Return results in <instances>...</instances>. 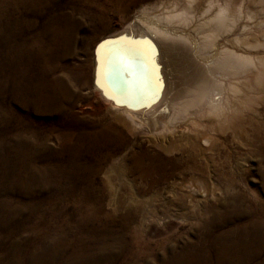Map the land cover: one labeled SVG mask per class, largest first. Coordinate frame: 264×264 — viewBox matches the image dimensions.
Returning <instances> with one entry per match:
<instances>
[{"label": "bare ground", "instance_id": "obj_1", "mask_svg": "<svg viewBox=\"0 0 264 264\" xmlns=\"http://www.w3.org/2000/svg\"><path fill=\"white\" fill-rule=\"evenodd\" d=\"M154 7L137 10L135 20L112 35L123 37L106 40L111 43L100 48L89 77L84 67L81 76L69 67L57 74L58 60L74 40L68 25L54 29L52 46L12 43L10 33L6 48L0 49V93L8 92L24 108L23 115L7 112L9 124L14 119L22 123V134L12 135L14 147L5 148L2 161L10 198L20 203L7 200L0 206H8L9 215L23 214V228L35 226L38 249H25L28 264H113L123 254L127 264H264V202L252 203L229 183L232 168L246 161L253 135L264 132V117L254 111L252 100L253 92L264 93V20L255 32L252 0H161ZM90 79L106 102L107 112L96 114L97 119L78 115L71 102L75 83L85 89ZM184 114L192 124L181 120ZM46 116L55 117L49 122L54 130L36 129ZM198 117L208 129L197 125ZM116 122L131 131L148 126L153 145L167 154L179 153L169 159L152 154V163L139 165L148 177L168 178L179 169L210 172L219 162L228 166L226 172L214 173L227 179L228 198L208 202L205 209L207 196L215 192L202 195L192 180L175 182L169 189L172 197L159 202L162 206L156 205L155 193L146 195L142 221L190 220L195 231L182 242H161L160 255L146 254L150 243L128 246L124 235L113 234L115 242L103 236L97 248L90 239L99 231L96 224L116 218L94 205L89 190L79 188L81 160L86 152L118 144ZM58 123L74 124V131H57ZM156 161L174 168L169 172ZM129 204V214L141 207L134 198ZM129 214L124 223L128 231Z\"/></svg>", "mask_w": 264, "mask_h": 264}, {"label": "rangeland", "instance_id": "obj_2", "mask_svg": "<svg viewBox=\"0 0 264 264\" xmlns=\"http://www.w3.org/2000/svg\"><path fill=\"white\" fill-rule=\"evenodd\" d=\"M160 1L0 0V49L4 50L6 48L10 33L14 36L12 43H24L31 46L35 41H42L44 44L52 46L54 29H63L68 25L73 29L74 40L66 54L67 56L65 55L64 58L58 60L60 65L57 74L62 73L66 67H69L74 69L75 75L81 76L82 72L79 71V68L84 67L86 75L91 76L94 72V62L97 59V49L100 43L123 37V34L112 35L124 31L126 26L135 20L137 10L145 7L155 8L154 5ZM252 15L253 20L250 24L252 29L255 28L253 29L255 31L258 29L255 27L256 24L264 20L263 0H252ZM5 68L10 69L9 66ZM254 74L257 75L256 73L251 74L252 80L255 78ZM1 81L3 82V78H0ZM74 89L75 97L71 102L72 106L76 105L74 111L78 115L88 113L90 115L89 118L86 116L87 119H97L96 114L107 112L106 102L94 91L92 79H90L89 86L85 89L82 88L79 82L75 83ZM259 94L253 92V109L259 116L264 117V103L262 101L264 93ZM209 100L210 97H207L206 102H209ZM9 109L15 110L19 115L24 114L23 106L13 101L8 92L0 93V204L12 200L15 201V203H12L16 205L20 201L16 202V200L10 198L8 172L2 161L7 156L5 148L14 147L15 140L12 135L14 133L22 134V123L15 119L12 120V123H8L7 112ZM186 115L184 114L181 120L192 124V120L191 122L190 120H184L189 118ZM52 118L56 120L55 117ZM52 118L49 116L44 119L38 118L41 123L35 128L44 132L54 130L49 123ZM201 121H203L201 117L196 118L197 125L201 123L202 126L200 124V127L208 129L206 121ZM116 124L121 130V138L118 140V144L107 145L100 153H95V151L86 152L81 160L84 164L81 173L84 175L82 181L79 182V188L89 190L94 205L102 206L105 212L114 213L116 218L115 220H107V224H96L99 231L95 237H90L93 248H97L96 245L100 244L101 237L107 236V241L115 242L112 235L119 234L124 235L125 241L129 244L128 246L133 248L136 243H150L151 249L146 250V254L160 255L163 252L159 246L161 242L166 240L182 242L186 238H192L195 231L190 230V220L183 222L171 220V222L166 221L161 224L157 220L142 221L143 207L146 202L145 197L155 193L154 201L156 205L162 206L159 205V202L161 199L172 197L169 189H172L171 187L175 182L192 180L198 184L202 195L210 190L215 192L212 196L208 195L209 198L204 197L207 200L206 203L204 202L205 206L202 209H205L208 202L217 203V199L223 201L228 198L224 191L227 179L214 174L218 169L226 172L228 166L219 162L220 166L217 165L216 169L215 165L210 172L200 169L192 171L179 169L180 173L177 171L176 175L171 174L168 178L161 179L153 174H150L153 175L152 178L151 176L148 177L140 172L139 165L146 164L147 166L152 163V154L156 153L165 159H169L179 156V153L167 154L153 145L150 142L151 133L146 130L150 128L148 126L144 131L142 128L131 131L117 122ZM73 127L74 124L64 125L58 123L56 125L57 131L66 133L72 129L74 131ZM53 133H56V131H53ZM253 136L254 138L252 137L250 140L253 150L251 149L246 154V161L242 165H236L232 168V182L229 181V183L233 184L236 191L245 195L252 203H258L257 205H259L261 201L264 202L262 200L264 199V132L259 136ZM51 143L54 147L58 146L55 138L52 139ZM162 165L169 172L174 168L168 162ZM109 170H111L110 175ZM147 175L149 174L147 173ZM14 190L17 192L14 196L17 200H20L21 191L17 188ZM131 198L138 200L141 207L129 214V211L133 210L129 204ZM68 209L71 211L70 208ZM83 209L85 208L83 207ZM127 214L130 215L128 218L129 231L124 228ZM22 219H24L23 214L9 215L8 206H0V264H28L25 249H31L33 252L38 249L37 244L34 243V235L37 233L33 228L35 226L29 225L27 228H23ZM66 253L68 254V252ZM126 259L125 254L118 255L116 262L113 264H127Z\"/></svg>", "mask_w": 264, "mask_h": 264}, {"label": "snow or ice", "instance_id": "obj_3", "mask_svg": "<svg viewBox=\"0 0 264 264\" xmlns=\"http://www.w3.org/2000/svg\"><path fill=\"white\" fill-rule=\"evenodd\" d=\"M108 43H111V41H106V42H103L99 47H98V49H97V53H98V59H99V51H100V48H102V47H104V45L105 44H108ZM143 43H148V44H150L151 42L150 41H147V40H145V41H143ZM141 50H143V49H141Z\"/></svg>", "mask_w": 264, "mask_h": 264}]
</instances>
